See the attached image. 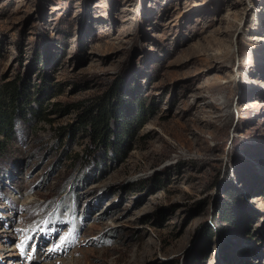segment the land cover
Segmentation results:
<instances>
[{
    "label": "rangeland",
    "instance_id": "rangeland-1",
    "mask_svg": "<svg viewBox=\"0 0 264 264\" xmlns=\"http://www.w3.org/2000/svg\"><path fill=\"white\" fill-rule=\"evenodd\" d=\"M6 85L0 264H264V0H0Z\"/></svg>",
    "mask_w": 264,
    "mask_h": 264
},
{
    "label": "trees",
    "instance_id": "trees-1",
    "mask_svg": "<svg viewBox=\"0 0 264 264\" xmlns=\"http://www.w3.org/2000/svg\"><path fill=\"white\" fill-rule=\"evenodd\" d=\"M6 85L0 90V134H3L7 138H12V115L17 111V96L19 95V90L17 86H10L7 89ZM7 110H5L6 102ZM15 104V105H14ZM87 124L93 127L97 137L102 135L101 129L106 125L108 121L110 111L106 105H99L95 110L92 108L85 111ZM103 132V130H102ZM96 137V136H95Z\"/></svg>",
    "mask_w": 264,
    "mask_h": 264
}]
</instances>
